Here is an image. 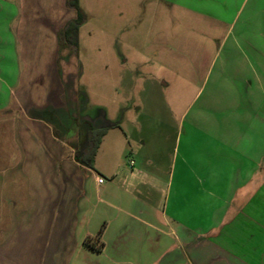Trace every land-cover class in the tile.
<instances>
[{
    "label": "crops",
    "instance_id": "1",
    "mask_svg": "<svg viewBox=\"0 0 264 264\" xmlns=\"http://www.w3.org/2000/svg\"><path fill=\"white\" fill-rule=\"evenodd\" d=\"M55 1L20 0L19 31L32 37L40 22L43 47L36 61L27 47L36 73L22 76L13 95L3 83L9 97L0 99V264H264L260 78L232 81L229 117L212 111L205 120L195 111L186 121V114L160 193L152 181L134 184L146 162L115 183V175L91 167L89 119L76 125L66 89L69 53L60 40L76 13L67 8L65 19L62 0L55 16ZM238 85L248 86L245 95L236 94ZM159 170L148 177L159 178ZM100 229L103 247L95 251L84 239Z\"/></svg>",
    "mask_w": 264,
    "mask_h": 264
},
{
    "label": "rangeland",
    "instance_id": "2",
    "mask_svg": "<svg viewBox=\"0 0 264 264\" xmlns=\"http://www.w3.org/2000/svg\"><path fill=\"white\" fill-rule=\"evenodd\" d=\"M55 3V16L61 15L62 0ZM21 6L20 0H0L2 101L9 97L4 82L13 95L22 76L36 73L27 47L33 48V61L43 47L40 22L33 26L32 37L20 33ZM79 7L84 20L76 45L60 38L69 53L71 83L66 89L72 90L76 125L81 117L89 119L88 151L99 141L91 167L115 175V183L146 162L139 179L131 181L140 186L143 179L152 181L160 193L186 114V121L195 111L205 120L212 111L229 117L236 79L260 78L264 92V52L254 46L264 51V37L259 36L264 33V0H79ZM67 8L68 3L65 19ZM244 27L245 36L239 37L237 30ZM64 53L61 61H66ZM246 87L238 85L236 94L245 95ZM259 103L264 111V102ZM151 167L161 168L159 178L148 177Z\"/></svg>",
    "mask_w": 264,
    "mask_h": 264
},
{
    "label": "trees",
    "instance_id": "3",
    "mask_svg": "<svg viewBox=\"0 0 264 264\" xmlns=\"http://www.w3.org/2000/svg\"><path fill=\"white\" fill-rule=\"evenodd\" d=\"M68 6L75 10L76 17L74 20L66 24L61 33V38H65L66 42L69 41L70 44L76 45L78 29L83 23L84 14L79 7V0H68ZM98 143V140L94 141L92 148L89 151L90 158H93ZM101 233L102 230L100 229L94 237H86L84 239V244L95 251H101L103 247V244L100 241Z\"/></svg>",
    "mask_w": 264,
    "mask_h": 264
}]
</instances>
